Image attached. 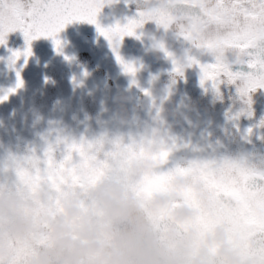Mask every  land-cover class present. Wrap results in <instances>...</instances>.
Returning a JSON list of instances; mask_svg holds the SVG:
<instances>
[{"label": "clouds", "instance_id": "clouds-1", "mask_svg": "<svg viewBox=\"0 0 264 264\" xmlns=\"http://www.w3.org/2000/svg\"><path fill=\"white\" fill-rule=\"evenodd\" d=\"M131 2L137 12L145 14L140 28L148 22L156 25L140 34L149 42L147 52H162L160 44H166L168 34L178 36L191 27L187 17L195 9L181 0ZM158 10L174 17L167 30L155 22ZM161 28L163 32H159ZM210 31L215 34L216 29ZM175 55L185 63V49ZM221 59L233 66L237 61L242 63L244 57L232 51ZM178 77L172 72L158 90L159 104L150 93L149 101L137 99L132 105L133 116L142 109L156 108L158 126L154 138L138 141L145 142L144 154L126 167L109 169L85 187L66 186L60 191L41 184L29 192L6 176L0 179L2 264H16L21 248L22 264H264V257L254 251L260 237L253 235L242 241L227 220L216 218L214 194L199 177L175 171L162 184L139 187L145 176L164 169L154 153L168 147L160 138L167 134L161 113L175 116L179 112V107L164 108V101L176 91ZM215 97L220 99L221 94L215 92ZM113 99L116 107L112 118L127 123L128 104L133 100L130 89L118 90ZM239 100L234 112L237 119L250 110ZM182 103L184 108L192 107L187 100ZM107 110L102 102V111ZM149 140L153 142L147 143ZM202 216H207L209 223H202Z\"/></svg>", "mask_w": 264, "mask_h": 264}, {"label": "snow or ice", "instance_id": "snow-or-ice-1", "mask_svg": "<svg viewBox=\"0 0 264 264\" xmlns=\"http://www.w3.org/2000/svg\"><path fill=\"white\" fill-rule=\"evenodd\" d=\"M104 2L105 0H0V44H6L7 34L17 29L22 31L25 38L26 46L22 50H10V66H14L21 56L27 64L28 57L32 55L31 42L41 36L51 37L56 50L62 51V41L57 38V34L70 22L87 21L96 24L99 34L107 39L123 72L134 77L137 66L123 59L119 47L125 36L140 38L136 30L145 23V14L137 12L136 17L127 18L124 23L117 21L114 25L104 27L97 20ZM181 2L195 9L187 17L191 27L178 34L189 45L185 48V63L181 64L165 43L160 44L165 57L171 60L172 72L183 77L186 67L196 65L200 69L201 87H205L206 82H211V88L218 95L221 94L220 85L226 78L227 84L235 85L238 98L249 106L247 115L251 117V93L264 88V0ZM154 19L167 30L174 17L170 12L158 10ZM211 29H216L215 34ZM232 51H237L244 57L242 63L237 61V65L246 66L247 71L243 68L233 70V66L222 62V55ZM204 56L211 59L205 61L202 59ZM65 59L72 58L65 56ZM84 75H87L86 70ZM16 76L15 87L9 88L0 96V102L8 99L9 93L23 87L20 70H16ZM131 83L137 84V81L133 79ZM144 92L150 95L148 89H144ZM237 115L230 118L235 119ZM261 124H264V120ZM247 132L251 133L252 128L249 127ZM109 143L112 147L105 150L103 135L94 140L81 138L79 141H66V148L59 159L49 146L43 158L34 155L22 159L13 157L5 167L14 168L16 183L29 192L35 191L41 184L50 185L57 191L66 186L85 187L109 169L126 167L132 159L142 156L145 151L144 141L125 144L117 138ZM170 151L168 147L161 148L154 153V158L166 165ZM175 171L189 172L202 179L214 194L216 218L227 220L232 226V232L242 241L253 235L259 236L254 251L264 257V168H257L243 159L228 157L220 160H190L186 167L181 168L176 164L167 170L161 169L158 174L145 176L139 187L148 189L162 184ZM201 221L209 223L207 216H202ZM23 255L24 250L21 248L16 264H22Z\"/></svg>", "mask_w": 264, "mask_h": 264}, {"label": "flooded vegetation", "instance_id": "flooded-vegetation-1", "mask_svg": "<svg viewBox=\"0 0 264 264\" xmlns=\"http://www.w3.org/2000/svg\"><path fill=\"white\" fill-rule=\"evenodd\" d=\"M106 7L109 9L108 13ZM136 16V5L131 0H105L97 20L105 27L106 21L113 24L117 21L124 23L127 18ZM155 28L154 22H148L136 31L141 34ZM163 31L162 28L159 29V32ZM13 33L15 37L11 41L8 33L6 44H0V96L9 88L15 87L16 70H20L24 85L0 102V179L6 176L10 181L16 182L14 168L5 165L13 157L24 158V151L21 150H33L34 156L43 158L45 150L51 146L53 154L59 159L66 148V141H79L81 138L94 140L103 135L107 150L112 147L109 142L117 138L128 144L138 142L141 138L156 136L154 130L158 122L154 119L156 111L153 108L140 110L138 116L132 115V105L137 99L144 100L145 93L141 88L134 87L135 84L126 85L122 77V66L116 60H105L104 36L99 34L98 37L103 58L100 63H96L84 51L77 55L73 66L59 65L32 41L31 45L36 50H32L27 64L21 56L14 66H10V50H22L26 46L22 31L17 29ZM85 36L87 39L93 38L90 33ZM169 39L171 34L167 35L166 42ZM129 41L132 45L139 43L140 52L147 53L152 80L153 73L156 72L155 80L159 83L150 93L157 97L156 103L159 104L158 90L167 83L172 73L169 69L157 66V63L154 65L153 57H159L163 52L154 54L145 51L149 42L142 35L139 39L125 36L119 48L125 61H129L127 56L129 48H132ZM184 43L189 46L186 41ZM202 59L207 61L211 57L204 56ZM83 62L87 65H82ZM113 63L118 64V67H112ZM191 68L199 69L196 65ZM239 68L247 71L246 66L233 65V70ZM85 70L87 75H84ZM125 86L130 89L133 100L128 104L129 121L120 124L112 118L116 107L113 98ZM175 87L176 103L184 117L186 115L188 118L179 119L174 126L175 131L170 122L165 120L164 130L167 134L160 138L171 151L164 170L177 163L186 164L190 160H220L223 157L243 159L257 168H264V124H261L264 120V88L251 93L253 115L249 117L245 114L239 119H233L230 117L234 116L235 109L240 104L235 85L222 83L220 99H216L211 84L201 87L199 80L185 76L178 77ZM149 100L150 95H147V101ZM186 100L192 105L191 108L183 107L182 102ZM102 102L107 111H102ZM165 103L166 100L164 105ZM249 127L252 128L251 133L247 132Z\"/></svg>", "mask_w": 264, "mask_h": 264}, {"label": "water", "instance_id": "water-1", "mask_svg": "<svg viewBox=\"0 0 264 264\" xmlns=\"http://www.w3.org/2000/svg\"><path fill=\"white\" fill-rule=\"evenodd\" d=\"M71 27H72V25H68L67 24L65 26V29L66 28L70 29ZM66 33H68V32H66ZM84 33H85V30H83V27H82L81 31H78L77 33H75V31H74V34H72V33L68 34L69 37H67V38L66 37L62 38V36H64V34L61 35L60 32H59L58 39H60L62 41V51H64L65 47L70 46L72 51H73V55H70V57L72 58V56L74 57L78 50L85 49V50L91 51V53H92L93 57L95 58V60H98V58L93 53V49H95L94 46L96 45L97 42L91 41V43H90L88 41H85L83 39V34ZM92 33L95 35V33L93 31H92ZM35 40L40 45H42L43 47H45L49 51L50 55L52 56V58L54 60L59 61V62L67 60V59H65V57L60 56L58 54V51L56 50V48L54 46V43H53V40L51 39V37H43V36H41L40 38L35 39ZM168 65H169L170 68H173L171 60L168 63ZM187 76H189V74H187ZM175 107H176L175 104L171 105V108H175ZM162 115H164V117H168V116L170 117L169 113L168 114L162 113ZM175 116H174L173 120L170 118L171 119L170 122L172 123L171 124L172 126H174L175 123H176L175 122V120H176Z\"/></svg>", "mask_w": 264, "mask_h": 264}, {"label": "rangeland", "instance_id": "rangeland-1", "mask_svg": "<svg viewBox=\"0 0 264 264\" xmlns=\"http://www.w3.org/2000/svg\"><path fill=\"white\" fill-rule=\"evenodd\" d=\"M15 37V34L13 33V32H10V41L13 39ZM21 43H23V41L21 42ZM31 49L34 51V50H36V49H34L33 48V46L31 45ZM79 65V64H78ZM82 65H87L85 62H83V64ZM179 82H181V83H183V81L182 80H179ZM206 84H211V82H206ZM19 152H20V150H18ZM24 151V157H26V156H33V150H21V152H23ZM21 158H23V157H21Z\"/></svg>", "mask_w": 264, "mask_h": 264}]
</instances>
